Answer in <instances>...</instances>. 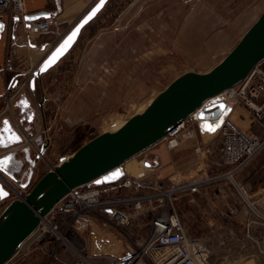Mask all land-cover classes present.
I'll list each match as a JSON object with an SVG mask.
<instances>
[{
	"label": "rangeland",
	"instance_id": "obj_1",
	"mask_svg": "<svg viewBox=\"0 0 264 264\" xmlns=\"http://www.w3.org/2000/svg\"><path fill=\"white\" fill-rule=\"evenodd\" d=\"M152 4L154 15L150 17L148 27L154 30L129 31L128 40L123 41L126 45L113 49L112 62L107 65V72H110L107 79L95 81L96 88L90 91L91 94L66 95L63 111L46 113V122L42 120L37 130L40 137L34 143L41 149L46 142L44 153L37 158L38 153L33 149V154L31 147L22 150L30 169L35 162L36 167L30 185L17 191L26 196L63 158L142 112L179 76L212 70L264 11V0H154ZM227 111L229 124L263 136L259 119H254L242 105ZM198 123L194 121L185 128L182 140L189 139L182 142L180 148L172 150L177 152L180 161L170 175L162 176L160 171L148 172L141 167L140 161L147 151L131 160L128 165L137 168L134 172L128 171L129 175L145 172L149 177L147 181L161 179L163 187L206 178L208 174L209 179L216 176L214 164L221 131L211 128L212 122L205 121L203 127ZM209 128L213 130L209 131ZM44 129L48 132L47 141L42 132ZM190 131L192 133L188 135ZM159 147L167 148L166 141L160 142ZM196 148H202V152L197 153ZM9 158H12L11 172L23 170L25 163L16 160L15 154H10ZM251 166L241 174L244 184L250 185L243 188L250 199L235 183L226 179L212 185L225 182L231 194L215 190L204 195L206 192L201 188L198 194L180 195L176 202L183 228L193 241L207 250L211 264H264V189H259L264 183V172L255 174L249 169ZM216 194L220 195L217 197ZM16 199L11 195L0 202V214ZM250 202L255 203V208ZM149 220V215L138 216L134 218L133 226L126 229L132 241L127 239L125 245L131 254L135 251L134 244L140 245L146 237ZM47 230L48 227L44 232ZM71 238L72 234H68L70 244L62 243L60 251L73 250ZM43 243L51 250L56 240H51L46 233L37 245L44 247ZM84 259L81 257L82 262Z\"/></svg>",
	"mask_w": 264,
	"mask_h": 264
},
{
	"label": "crops",
	"instance_id": "obj_2",
	"mask_svg": "<svg viewBox=\"0 0 264 264\" xmlns=\"http://www.w3.org/2000/svg\"><path fill=\"white\" fill-rule=\"evenodd\" d=\"M100 1L25 0L24 16L6 15L0 19V25L3 27L0 39V158L15 154L16 160L25 163L23 170L15 174L18 181L15 184L8 177L0 174V181H6L11 188L15 186L16 190H20L21 183L25 184L28 164L22 150L29 146L25 145V139H35L36 143L37 138L40 137L37 130L42 120L46 122V113L63 111L65 105L63 98L66 95L91 94L90 91L96 88L95 81L107 79V73H110L107 72V65L112 62L113 49L122 47V44L126 43L129 31L151 29L148 26L150 17L154 15L152 4L154 0H107L94 18L82 28L71 49L40 77H35L34 72ZM38 13L49 15L48 18L40 21L51 19L54 22L49 33L29 30V24L24 18ZM153 30L152 28L151 31ZM259 68L264 71V62ZM25 80H28L29 89L24 90L8 103L5 95L19 87ZM7 104L9 109L2 114ZM227 112L226 110L223 117L228 116ZM203 123L205 121H200L198 126L203 127ZM191 133L190 131L188 135ZM183 134L181 139L184 137ZM7 139L17 140L8 143ZM184 139L182 142L189 137ZM159 144L146 152L140 165L148 172L160 171L162 176H167L177 167L180 160L177 152H172L168 147L158 148ZM31 150L33 153L32 147ZM131 162L125 165V173L133 172L137 168L136 165H128ZM251 165L249 169H253L255 174L257 171L264 172V151ZM243 172L235 176V183L246 196L244 185H250L244 184V179H241ZM216 173L212 178L222 174V172ZM208 177L209 174L206 178ZM218 182L203 187L206 192L204 195L215 190L219 192L223 190L231 194V189H226L225 182L212 185ZM161 183V179L150 181L144 191L150 192ZM5 188L8 190L6 186ZM259 189H264V183ZM219 195L216 194L217 197ZM246 198L250 199L247 196ZM250 204L255 203L250 202ZM127 241L126 238H110L101 233H92L90 227L85 232H73L71 238L73 250L66 248L59 251L57 258L52 262H49L52 248L48 250L46 243H43L44 247L41 244L38 246V241H35L29 247L23 248L8 264L28 262L29 264H83L81 257L90 261L119 260L131 254L129 247L125 245Z\"/></svg>",
	"mask_w": 264,
	"mask_h": 264
},
{
	"label": "built area",
	"instance_id": "obj_3",
	"mask_svg": "<svg viewBox=\"0 0 264 264\" xmlns=\"http://www.w3.org/2000/svg\"><path fill=\"white\" fill-rule=\"evenodd\" d=\"M25 13V0H0V19L6 15L24 16ZM53 26L54 22L51 19L38 20L29 23V30L46 34L51 31ZM28 89L29 83L28 80H25L19 87L8 92L5 98L9 103ZM226 97L233 101L232 107L242 105L250 115L254 116H252L254 119L257 117L264 133V71L259 66L254 68L237 86L213 98L205 106L216 102H224L227 105ZM8 109L9 104L6 105L2 114H5ZM194 116L167 134L163 141H166L168 149L180 148L181 134L185 128L194 121L200 122ZM218 120L220 121L218 124H212L210 127L221 131V141L214 164L217 172H222L221 175L168 187L159 185L151 189L150 192L144 191L150 182L147 181L148 175L144 172L138 175L125 173L123 178L111 184L83 185L67 194L42 219L37 232L31 238L40 232L42 226L48 224V230L43 231L44 233L42 232L35 241H42L46 237V233L50 235L51 240H56V244L50 252L49 262H52L57 258L62 243L70 244L67 239L68 234L85 232L90 229L92 223H96L102 229L117 235L118 238L132 241L126 229L133 226L134 218L149 215L146 237L143 238L140 245L132 242L135 246V251L132 254L119 260L90 261L85 258L83 264H209L207 250L198 242L193 241L183 228L176 202L180 195L198 194L201 188L212 182L228 179L235 183V176L247 169L264 151V134L260 136L258 133L244 131L234 124H229L225 116H221ZM42 132L47 141V130L44 129ZM34 143L35 139H25V145L31 146L39 156L42 155L41 149L45 148L46 142L41 146V149ZM196 152L201 153L202 148H196ZM2 183L10 191V197L14 195L16 200H22L25 197L20 191L11 188L6 181ZM31 238L22 246L21 250Z\"/></svg>",
	"mask_w": 264,
	"mask_h": 264
},
{
	"label": "water",
	"instance_id": "obj_4",
	"mask_svg": "<svg viewBox=\"0 0 264 264\" xmlns=\"http://www.w3.org/2000/svg\"><path fill=\"white\" fill-rule=\"evenodd\" d=\"M106 1L104 0L103 5ZM100 3L101 1L47 57L34 72L35 77H40L71 49L87 24L83 22ZM48 16L46 13H38L24 19L29 24ZM81 24L83 27H80ZM78 27L80 31L71 46L45 69L52 54ZM2 32L3 27L0 28V39ZM263 62L264 11L231 52L212 70L207 73L187 72L179 76L142 113L132 116L119 128L91 139L41 177L22 200L9 203L0 214V264H8L18 254L22 246L37 232L42 219L72 190L87 184L100 186L119 181L125 176L124 166L127 162L162 142L173 128L195 114L200 120L220 118L226 110V104L216 102L205 106V103L237 86ZM43 152L44 149L41 154ZM11 163L12 158H0V174L18 182L16 172L9 170ZM32 175L33 173L28 175L27 182L22 184L23 188L28 187ZM9 198L10 191L0 181V202ZM91 230L92 233L117 238V235L102 229L96 223L91 224Z\"/></svg>",
	"mask_w": 264,
	"mask_h": 264
},
{
	"label": "snow or ice",
	"instance_id": "obj_5",
	"mask_svg": "<svg viewBox=\"0 0 264 264\" xmlns=\"http://www.w3.org/2000/svg\"><path fill=\"white\" fill-rule=\"evenodd\" d=\"M104 0H101L100 5L97 6L96 9L93 10V12L89 15V17L83 22L84 24L88 23L89 20H91L97 11H99V8L103 5ZM2 27V25H0ZM80 27H83V24H81ZM80 31V28H76V30L64 41V43L52 54V56L49 58V60L45 64V69L49 66H51L53 63H55L61 55L71 46V44L74 42L75 37L78 35ZM42 69V70H45ZM209 131H212L213 129L209 128ZM118 175V173L116 174Z\"/></svg>",
	"mask_w": 264,
	"mask_h": 264
},
{
	"label": "bare ground",
	"instance_id": "obj_6",
	"mask_svg": "<svg viewBox=\"0 0 264 264\" xmlns=\"http://www.w3.org/2000/svg\"><path fill=\"white\" fill-rule=\"evenodd\" d=\"M226 99H227V105H226V110H228V108L233 104V101H231V100H229L227 97H226ZM151 102V101H150ZM149 102V103H150ZM208 102H206L205 103V105L207 104ZM145 110V109H144ZM143 110V111H144ZM226 110L224 111V113L226 112ZM142 111V112H143ZM142 112H140V113H142ZM224 113H223V115H224ZM223 115H222V117H223ZM197 116V114H195V116L194 117H196ZM199 119V118H198ZM219 119V118H218ZM218 119H214V120H202V121H209V122H212V124L213 125H216V124H218L220 121L218 120ZM200 120V119H199ZM219 121V122H218ZM121 126V125H120ZM120 126H118L117 128H119ZM136 158V157H135ZM134 159V158H133ZM133 159H132V161H133ZM129 162H131V160L129 161ZM129 162H127V163H129ZM134 172V171H133ZM143 173V172H142ZM145 173V172H144ZM251 206H253V208H255L254 207V204H251ZM47 226H48V224H45L44 226H42V228H41V230H40V232L38 233V234H36L33 238H31V240L24 246V249L25 248H27L28 247V245L30 244V243H33L37 238H39L40 237V235L42 234V232L47 228ZM115 241V240H114ZM118 241V240H117ZM208 256V255H207ZM208 259V263L209 264H211L210 263V260H209V257H207Z\"/></svg>",
	"mask_w": 264,
	"mask_h": 264
},
{
	"label": "flooded vegetation",
	"instance_id": "obj_7",
	"mask_svg": "<svg viewBox=\"0 0 264 264\" xmlns=\"http://www.w3.org/2000/svg\"><path fill=\"white\" fill-rule=\"evenodd\" d=\"M13 140H17V139H7V142L9 143V142H12ZM42 150H43V148L41 149V152H42ZM44 153V152H43ZM37 155V158H39L40 156L38 155V154H36ZM36 167V162H35V165H33L32 166V169H30V166L28 165L27 166V168H26V173H27V175H30L31 173H34V168ZM28 177V176H27ZM27 177H25V178H27ZM15 182V181H14ZM25 183L27 182V179L24 181ZM21 184H23V183H21ZM29 185H30V183H29ZM28 185V186H29Z\"/></svg>",
	"mask_w": 264,
	"mask_h": 264
}]
</instances>
